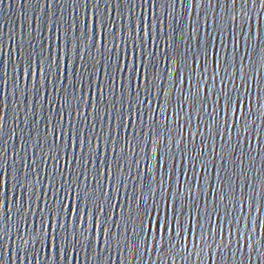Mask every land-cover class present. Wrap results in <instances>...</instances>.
I'll return each instance as SVG.
<instances>
[{
    "label": "water",
    "instance_id": "obj_1",
    "mask_svg": "<svg viewBox=\"0 0 264 264\" xmlns=\"http://www.w3.org/2000/svg\"><path fill=\"white\" fill-rule=\"evenodd\" d=\"M0 264H264V0H0Z\"/></svg>",
    "mask_w": 264,
    "mask_h": 264
},
{
    "label": "snow or ice",
    "instance_id": "obj_2",
    "mask_svg": "<svg viewBox=\"0 0 264 264\" xmlns=\"http://www.w3.org/2000/svg\"><path fill=\"white\" fill-rule=\"evenodd\" d=\"M233 2H235V0H233ZM161 3H164V0H161ZM81 35L85 39H87L86 33H82ZM113 38H115L114 33H113ZM64 39H65V46L67 47L68 45H74L75 46L74 50H78L80 47V44L83 42L80 36L73 37V36H69L67 33H65ZM84 46L87 47V44H85ZM142 48L145 50L144 56L146 58L148 55V51H147L148 43L146 40L143 41ZM35 55H36L37 70L40 74L44 75V78L46 79L47 78L46 72L52 67V63H53L52 56L51 54L45 56L43 48H41V50L37 52ZM22 64L23 66L20 68V71L22 72V74H24L25 76H29V77L32 76L34 61H33V55L31 52L26 54V56L23 58ZM57 69H59V64H57ZM80 99H81L80 97H76L74 94L69 93L62 100V104L67 106V108L71 109L72 106L76 104ZM53 138L55 140L54 133H53ZM124 151L125 149L122 148L121 152L123 153ZM157 162L159 163V161ZM148 191L151 192V188H149ZM85 199H87V194H85ZM141 199H143V197H141ZM47 211L49 214V218L54 216L57 220L58 226L63 230L62 233L59 234V239H57V236L50 235L49 232L44 230V225L46 221L43 218L40 220V230L39 231L33 230V231L28 232V236L30 237V239H32L33 241L39 240L41 243H44L45 240H49L50 246L55 248L57 253H59L64 246H69L73 249V251H75L76 246L78 244H81V240L77 238L76 225L77 223L83 225L85 223L84 219L80 218L77 213H73L71 211L65 212V209L62 206V202H60L59 206L48 207ZM173 214L175 215V213ZM133 215H135V213H133ZM143 215L148 217V224L145 225V223L142 220L139 226L140 232H145L147 228L151 226V223H152L151 214L147 211V209L144 210ZM68 217H75L76 219L69 220ZM61 218H63L62 223H61ZM188 219L189 221L192 220L191 214H189ZM26 222L27 221L25 220V223ZM80 235L83 236V232H81ZM158 235H159V229H158ZM154 240H155V237H154ZM162 240H163V236H160V241ZM21 241L23 245L28 244V241L24 240L23 237H21ZM156 242L159 243V241H156ZM162 246L163 245L161 244V247Z\"/></svg>",
    "mask_w": 264,
    "mask_h": 264
}]
</instances>
